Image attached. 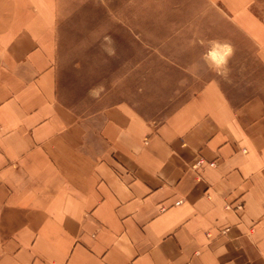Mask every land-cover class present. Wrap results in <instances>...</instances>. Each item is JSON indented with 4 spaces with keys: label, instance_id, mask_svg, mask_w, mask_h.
I'll use <instances>...</instances> for the list:
<instances>
[{
    "label": "crops",
    "instance_id": "1",
    "mask_svg": "<svg viewBox=\"0 0 264 264\" xmlns=\"http://www.w3.org/2000/svg\"><path fill=\"white\" fill-rule=\"evenodd\" d=\"M215 1L261 73L154 121L63 103L60 0H0V264H264V0Z\"/></svg>",
    "mask_w": 264,
    "mask_h": 264
},
{
    "label": "rangeland",
    "instance_id": "2",
    "mask_svg": "<svg viewBox=\"0 0 264 264\" xmlns=\"http://www.w3.org/2000/svg\"><path fill=\"white\" fill-rule=\"evenodd\" d=\"M59 8L57 95L85 113L126 101L160 121L208 79L251 87L261 73L252 45L215 0H60ZM213 42L234 49L226 75L205 63Z\"/></svg>",
    "mask_w": 264,
    "mask_h": 264
},
{
    "label": "clouds",
    "instance_id": "3",
    "mask_svg": "<svg viewBox=\"0 0 264 264\" xmlns=\"http://www.w3.org/2000/svg\"><path fill=\"white\" fill-rule=\"evenodd\" d=\"M234 54V49L230 44H219L213 42L211 48L204 54L205 63L217 75H226L228 61ZM97 89L103 90V85H98L94 89L89 90V95H98Z\"/></svg>",
    "mask_w": 264,
    "mask_h": 264
}]
</instances>
